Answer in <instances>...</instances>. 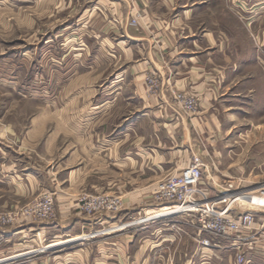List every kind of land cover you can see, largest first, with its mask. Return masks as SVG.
Here are the masks:
<instances>
[{"label":"crops","instance_id":"obj_1","mask_svg":"<svg viewBox=\"0 0 264 264\" xmlns=\"http://www.w3.org/2000/svg\"><path fill=\"white\" fill-rule=\"evenodd\" d=\"M84 7L80 29L86 35L93 34L90 40L98 42L99 55L93 59H98L100 65L120 66L116 79L122 84L115 89L118 92L129 89L125 96L137 103V110L130 120L114 128L111 126L110 131L109 122L104 119L98 124L85 123L82 135L73 131L71 135L81 136L71 137L68 160L76 161L77 154L82 161L98 160L99 172L106 174L107 160L111 159L123 169L150 178L178 172L192 160L193 154L206 161L220 160L217 145L222 135V117H229L236 107L223 96L230 95L228 90L237 87L234 82L242 86L245 80L251 81L245 71L253 62V40L258 52L264 55V0H97ZM247 7L249 11H245ZM253 8L259 11L257 17H247L249 22H243V27L237 26L239 9H244L245 19ZM137 13L138 24L131 25L130 17ZM246 33H253V40ZM153 72L161 76L158 90L151 89L146 82V76ZM102 92L108 95L107 88ZM177 95H194L198 109L184 114L175 101ZM103 107L100 105V112L107 110V113L109 109ZM60 127L57 124V128ZM4 131L11 133L12 127L0 126V138L5 141V147L0 149V186H3L0 209L18 208L43 187L39 180L31 177L32 173L22 172L25 161L20 156L11 158L12 150H18L5 138ZM41 133L36 132L35 138ZM27 134L25 132L23 137L25 143ZM74 169L75 166L69 171ZM62 181L63 185L57 186L56 220L43 224L25 219L8 228L5 232L8 245L0 249L6 255L0 258L14 260L24 256L17 255L28 253L32 243L39 246L46 240L53 242L88 232L84 242L54 247L50 264H172L165 247V227L152 231L143 244L137 243L134 228L103 235L115 227L101 229L109 216L82 215L77 208L81 185L77 180ZM138 191L130 192L122 209L132 208L139 200ZM146 213H150L149 209ZM153 222L144 221L139 229H146ZM155 233L163 234L156 238L152 236ZM29 234L35 236L28 238ZM160 245L162 248L156 249ZM39 258L36 257V264L46 263L47 260Z\"/></svg>","mask_w":264,"mask_h":264},{"label":"rangeland","instance_id":"obj_2","mask_svg":"<svg viewBox=\"0 0 264 264\" xmlns=\"http://www.w3.org/2000/svg\"><path fill=\"white\" fill-rule=\"evenodd\" d=\"M96 1L0 0V126L12 127L11 133L4 131L5 138L8 137L9 142L18 150H12L11 158L20 156L25 161L22 172L32 173V176H28L39 180L43 187L33 197L25 198L23 205L18 208L0 209V215L18 210L48 190L53 194L58 216L57 186L63 185V179L66 182L77 180L81 185L78 197L83 193L104 192L118 195L122 200V207L115 214L108 218L102 217L105 218V226H101V229L115 225L110 229L113 231L108 229L103 235H114L117 230L134 228L137 243L143 244V240L146 241L152 231L165 227V247L172 264H183L186 260H191V264H237L234 260L235 251L226 246L229 243L227 238L202 231V236L212 238L220 246L199 245L195 236L199 228L195 215L179 213L183 210L159 215L156 209L160 206H155L153 189L167 176H138L135 171L123 169V166L111 159L107 160L106 174H101L103 172H99L98 160L82 161L79 154L76 155L77 158L79 156L76 161L68 160V143L73 141V137L82 135L87 126L85 123L98 124L104 119L109 122L110 131L111 126L114 128L130 120L137 110V103L125 96L129 89L120 92L115 89L122 84L116 79L120 66L112 63L100 65L98 59L94 60L99 55L98 42L90 40L93 34L86 35L80 29L85 4H95ZM73 4L77 7L74 8ZM243 10L237 12V26L243 27V22L250 21L247 17L256 18L259 12L253 8L244 19L243 12L249 11V7ZM256 23L253 22V25ZM245 35L253 38V33ZM252 44L253 62L250 69L246 67L245 71L248 74L246 77L251 76V81L245 80L242 86L238 81L234 82L237 87L231 89L229 86L227 94L230 95L223 96L236 107L229 117H222V135L217 145L221 153L220 160L210 158L206 161L204 181L207 185L204 186L211 188L210 193L217 191L213 188V180L216 185L240 178L246 184L264 181V55L258 52L254 40ZM257 56L263 58L256 59ZM105 88L108 95H102ZM100 105L103 108L107 106L109 111L106 113L107 110H103L101 113ZM57 124L61 127L57 128ZM40 131L42 133L36 139V132ZM73 131L81 135H71ZM25 132H28L26 143L23 138ZM3 141L0 149L5 147ZM21 144L23 146L19 148ZM19 150H22L23 155L18 153ZM74 166L76 169L69 171ZM59 181L62 182L57 183ZM259 188L260 185H257L241 191L239 203L236 200L239 208L257 212L261 210L264 206V193H258ZM0 190H3V186H0ZM133 190L140 191L139 200L132 204V208L122 209L124 200H128ZM146 209H149V214ZM57 216L48 221L28 217L23 220L32 219L45 224L54 222ZM148 220L154 221L152 225L139 229ZM20 223L0 225V249L8 245L5 236L7 229ZM177 226L182 228L181 234L177 232ZM80 233L87 236L88 232ZM159 234L163 233L152 236L157 238ZM34 236L29 234L28 238ZM57 241L46 240L39 246L32 243L31 250L41 251L28 249L30 253H21L17 256H24L14 260L0 258V264H30L32 260V264H36V257L50 264ZM161 248L162 245L156 246V249ZM4 253L0 251V257L5 256ZM244 254L245 262L242 264H264L259 247L246 248Z\"/></svg>","mask_w":264,"mask_h":264},{"label":"built area","instance_id":"obj_3","mask_svg":"<svg viewBox=\"0 0 264 264\" xmlns=\"http://www.w3.org/2000/svg\"><path fill=\"white\" fill-rule=\"evenodd\" d=\"M137 16L138 13L132 16L129 23L137 24ZM160 77L157 72L146 76V82L151 89L158 90L161 87ZM175 101L185 113L197 110L198 101L194 95H177ZM204 168L201 156L193 155L192 160L181 170L158 182L153 189V201L158 205L188 206L187 210L179 213L196 216L199 228L195 236L200 246H220L219 243L213 242L212 238L201 235L202 231H208L229 240L226 246L235 251L234 260L237 264L245 262L246 248L254 246L260 248L264 259V206L262 205L261 210L257 212L247 208L241 209L236 202L241 196V191L247 190L248 187L260 185L258 193H264V181L246 184L240 178L214 185L213 188L217 191L210 193L204 186L206 184ZM221 186L225 191L220 189ZM238 187L240 189H237ZM197 188L201 190V193H193V190ZM77 205L78 209L86 215L110 217L122 207V200L118 195L104 192L83 193L78 197ZM56 216L53 194L47 190L18 210L1 213L0 225L16 224L27 217L48 221ZM181 231H183L182 228L177 226V232L181 234ZM183 264H191V260H186Z\"/></svg>","mask_w":264,"mask_h":264},{"label":"bare ground","instance_id":"obj_4","mask_svg":"<svg viewBox=\"0 0 264 264\" xmlns=\"http://www.w3.org/2000/svg\"><path fill=\"white\" fill-rule=\"evenodd\" d=\"M201 158H202V161L204 162V165H205V168H204V173H205V171H206V160H204L203 157H201ZM214 185H216V184H215V181L213 180V187H214ZM206 188L208 189L209 192L211 191V188H209V187H206ZM220 189L225 191L222 186L220 187ZM237 189H240V188L238 187ZM193 193H201V190H199L197 188V190H193ZM155 206H160V208L156 209V210H158L159 215H162L164 213H168L167 215H170V214L177 213L180 210H185V209L189 208L188 206L178 205V204L169 205V206L168 205L155 204ZM163 208H165V209H163ZM86 240H87V236L86 235H84L82 233H76L73 236L68 237L67 239H61V240L57 241V244L55 245V247L58 246V245H63V244H67V243H71V242H75V241L84 242Z\"/></svg>","mask_w":264,"mask_h":264}]
</instances>
